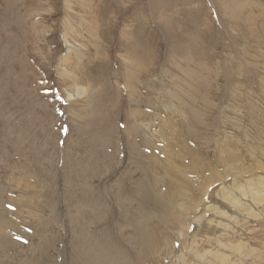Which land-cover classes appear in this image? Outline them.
Wrapping results in <instances>:
<instances>
[{"label": "rangeland", "instance_id": "obj_1", "mask_svg": "<svg viewBox=\"0 0 264 264\" xmlns=\"http://www.w3.org/2000/svg\"><path fill=\"white\" fill-rule=\"evenodd\" d=\"M169 168L161 225L138 187ZM263 180L264 0H0V264H264ZM163 232L179 258L149 253Z\"/></svg>", "mask_w": 264, "mask_h": 264}, {"label": "bare ground", "instance_id": "obj_2", "mask_svg": "<svg viewBox=\"0 0 264 264\" xmlns=\"http://www.w3.org/2000/svg\"><path fill=\"white\" fill-rule=\"evenodd\" d=\"M79 66V65H78ZM76 70V69H75ZM82 91L83 92H85V93H83V94H88V91H86V90H84V89H82ZM143 161L144 162H146V164H148V159H143ZM207 165H209V166H211V168H212V164L211 163H208L207 162ZM144 166H146V165H144ZM158 166H160V165H158ZM183 167L185 168V169H192V168H194L195 166L194 165H192V166H189L188 164H184L183 165ZM199 167V169H201L203 172H204V179L206 180V182H208V183H211V181H212V178H213V176H212V172L209 170V168L208 169H206L205 167H203L201 164L198 166ZM210 168V169H211ZM169 170H170V172H171V174H173L174 176L172 177L173 178V180L171 181V179H169V185H173L174 184V181L175 180H182V179H185L186 178V176H188V174L186 173V172H179V171H177L176 169H173V168H169ZM206 171H207V173H206ZM210 172H211V174H210ZM205 173H206V176H205ZM152 175H157V174H152ZM126 176H127V174H124L123 175V178L124 179H126ZM141 176L143 177V178H150L151 177V173H150V171H148V169L146 168V167H144L143 168V170L141 171ZM219 177V176H218ZM217 177V178H218ZM214 179H215V174H214ZM261 179V178H260ZM262 179H263V177H262ZM264 181V180H263ZM109 182V181H108ZM235 183V182H234ZM183 185L184 186H188L186 183H181V182H179L178 181V183H176V184H174V187H178V186H180V187H183ZM264 185V184H263ZM190 188L187 190L188 191V193L192 196L191 197V199H192V202H191V204L189 205L190 206V209L192 210V212L195 214V212L199 209V207H200V205L198 206V208H196L195 209V207L194 206H196L197 204H199V196L201 195V193H200V195L198 196V201H197V198H196V195H198V192H202V190H195L196 188L195 187H193V186H189ZM138 188H140V189H142L143 191H142V198H143V201H142V204H141V208H142V213L143 214H148V213H150L151 211H155V215H156V217H154V219L156 220V221H158L159 222V224H161V225H163L162 224V221H161V219L159 218V217H162V218H168L169 216H171V215H173V213L175 214V213H178L179 214V210H174L175 212H173V211H171V210H169V209H165V208H162L161 209V211H156L155 210V208L156 207H158L159 206V203H158V201H157V199H159V196L162 198V199H165V197L163 196V194L166 192V190L165 189H162V190H159L158 188H157V185L156 184H154V183H151L149 186L148 185H146V186H144V187H138ZM241 188V187H240ZM223 189H225V188H223ZM242 189V188H241ZM121 190V189H120ZM124 190V189H123ZM243 190V189H242ZM108 192V191H107ZM243 195H244V197H247V195H248V192L247 191H245V189L243 190ZM258 193V192H257ZM260 193V192H259ZM258 193V194H259ZM173 194V193H172ZM177 194V193H176ZM183 194V193H182ZM258 194L256 195L255 194V197L256 196H258ZM70 195V194H69ZM131 192L129 191V189H128V187L126 188V191L122 194V196H118V198H119V201L121 202V201H129L130 202V198H131ZM180 195V194H179ZM189 196V195H188ZM187 196V197H188ZM218 196H219V193H218ZM219 197H221V198H226L225 197V195H223L222 193L220 194V196ZM150 198H153V200H150V201H148L147 202V200L148 199H150ZM182 198L183 197H181V200L178 198V200L176 199V200H174V201H171V204L172 205H175V207L177 208L178 206H181V202L182 201H184V200H182ZM190 199V200H191ZM201 199V198H200ZM233 199V198H232ZM231 199V200H232ZM260 199H262V197L260 198ZM201 200H203V199H201ZM258 200V199H257ZM168 201H170V200H168ZM233 201H235V200H233ZM237 201V200H236ZM235 201V202H236ZM94 203H96V202H94ZM236 203H238V202H236ZM149 204H151L152 205V207L151 208H149ZM186 204V203H185ZM187 204H188V202H187ZM22 205V204H21ZM178 205V206H177ZM183 205V204H182ZM240 205H241V203H240ZM243 205V204H242ZM113 206V205H112ZM182 207V206H181ZM185 207V206H184ZM187 207V206H186ZM95 208V207H94ZM108 208V207H107ZM112 209H113V207H112ZM185 209V208H184ZM189 209V210H190ZM187 210V209H186ZM184 211V210H183ZM188 211V210H187ZM15 215H18V214H15ZM137 215L138 216H136L137 217V219H140L141 218V216L142 215H140V213H137ZM108 216V215H107ZM159 216V217H158ZM185 217H187V214H186V212H183V214L178 218V221L180 222V226H181V228H180V230H178V231H176L177 233H183V229H185L186 227L188 228V227H191V224H193L194 222H195V220H191L190 219V222H191V224L189 223H187V224H184L185 222H184V218ZM191 217V216H190ZM196 217V216H195ZM17 218H18V216H17ZM12 219H14L13 217H12ZM22 221L24 220V218L23 217H21L20 218ZM197 219H198V216H197ZM200 220V219H199ZM214 220V219H213ZM131 220H124L123 222H122V224H125V223H129ZM134 221V220H133ZM141 221L142 222H144L142 219H141ZM222 220H220V222H221ZM37 222V221H36ZM202 222H203V220H202ZM201 222V224H203ZM211 222H213L212 221V219L211 218H209L208 220H207V222H206V224L204 225V228H205V230H204V234L209 238L210 237V235L215 231V227L211 224ZM12 223V222H11ZM133 224L135 223V221L134 222H132ZM196 223L197 224H199L198 223V221H196ZM5 224V223H4ZM3 224V225H4ZM178 224V223H177ZM132 225V224H131ZM176 225V221H174L173 223H172V226H175ZM171 226V227H172ZM197 226H199V225H197ZM203 226V225H202ZM141 227H142V224H141ZM168 228V227H167ZM199 228V227H198ZM172 229V228H171ZM196 229H197V227H196ZM196 229H195V232L193 233L194 235L195 234H198L199 232H197L196 231ZM203 229V228H202ZM168 230H170V229H168ZM136 231H137V234H135L134 236L132 235V237H134L135 238V240L136 239H147V238H145L147 235H149V233H148V225H147V227L146 228H136ZM188 231V230H187ZM185 232V231H184ZM189 232V231H188ZM170 232H163V233H159V236H160V241H159V244H157V238H156V236H155V234H150L152 237H153V241H152V243H151V248H150V250H149V253L150 252H160V254H158L160 257H162V258H166L167 257V255H168V257H171V258H173V259H175L176 257L177 258H179V256H177V254H175L176 256H173L172 255V252H175L176 251V245H177V240H175V239H171V236H170V234H169ZM176 233V234H177ZM172 235V234H171ZM177 235H179V234H177ZM176 235V236H177ZM183 235V234H182ZM74 236H75V234H74ZM175 236V237H176ZM181 236V235H180ZM184 236V235H183ZM182 236V237H183ZM187 236V235H186ZM131 237V238H132ZM95 238V237H94ZM176 238H178V240H180V237L178 236V237H176ZM166 239V240H165ZM183 239V238H182ZM107 240L109 241V244L108 245H104V246H106V248H107V251H106V254H107V256H110V255H114V257L115 256H118L120 253H125V254H127L130 250H128V251H124V250H122L121 248H120V246H118L116 243H114V241H113V239H112V234H111V232L110 233H108L107 234ZM148 240V239H147ZM208 240V239H207ZM89 241V240H88ZM149 241V240H148ZM167 241H168V245L165 247V245H163V243H165V244H167ZM170 241V242H169ZM187 242V241H186ZM190 242V241H189ZM92 243H94V242H92ZM183 243V242H182ZM97 243H95V246H94V250H93V253H92V255H94V254H96V256L99 258V254H100V250H98V251H96V249L99 247V246H101V245H96ZM178 244H179V242H178ZM187 244V243H186ZM185 244V245H186ZM198 245V244H197ZM184 246V245H183ZM155 247H157L158 249H154ZM179 247H180V245H179ZM81 249H83V250H88L89 248H87V247H80ZM171 249H173L174 251H172ZM183 249H185V248H183ZM183 249H182V251H183ZM91 250V249H90ZM180 250V249H179ZM178 250V251H179ZM192 250V249H191ZM202 251H203V249H202ZM78 253H80V252H78ZM203 253V252H202ZM131 254V253H130ZM129 254V255H130ZM179 254V253H178ZM184 254V253H183ZM186 254V253H185ZM143 256V255H142ZM197 257L199 256V253H198V255H196ZM202 256V255H201ZM127 257H128V255H127ZM202 257H204V256H202ZM176 258V259H177ZM186 258V257H185ZM180 259L182 260V262L185 264V262H184V256L182 257V256H180ZM92 261H93V259L92 258H90V257H88L87 255L86 256H78L77 255V252L75 253V254H72V257H69V262H70V264H91L92 263ZM193 261V260H192ZM94 264H95V262H94ZM174 264V263H173ZM192 264H194V262H192ZM203 264H205V263H203Z\"/></svg>", "mask_w": 264, "mask_h": 264}, {"label": "crops", "instance_id": "obj_3", "mask_svg": "<svg viewBox=\"0 0 264 264\" xmlns=\"http://www.w3.org/2000/svg\"><path fill=\"white\" fill-rule=\"evenodd\" d=\"M133 179H134V180H139V179H146V180H147L148 178H143V177H140V178H136V179H135V178H133ZM133 182H136V181H133ZM148 183H150V184H151V183H153V182H152V180H149V181H148ZM150 184H149V185H150ZM149 185H148V186H149ZM163 187H164V186H163ZM172 187H174V184H173V185H168V187H166V185H165V190H166V191H169V190H170V188H172ZM128 189H129V187H128ZM138 189H139V190H141V194H142V191H143V190H142V189H140V188H138ZM129 191L131 192V190H130V189H129ZM131 194H132V193H131ZM113 221H114V220H113ZM113 221H112V222H113ZM113 225H114V224H112V223H111V227H112Z\"/></svg>", "mask_w": 264, "mask_h": 264}]
</instances>
